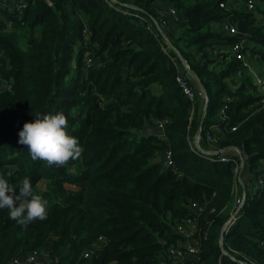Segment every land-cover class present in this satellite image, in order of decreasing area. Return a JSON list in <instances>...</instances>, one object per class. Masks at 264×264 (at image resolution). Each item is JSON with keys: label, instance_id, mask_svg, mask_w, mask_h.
<instances>
[{"label": "trees", "instance_id": "obj_1", "mask_svg": "<svg viewBox=\"0 0 264 264\" xmlns=\"http://www.w3.org/2000/svg\"><path fill=\"white\" fill-rule=\"evenodd\" d=\"M21 1L19 12L0 4V174L17 187L30 178L47 219L23 227L0 209V264L42 247L48 264H171L174 225L195 216L198 264H264V107L247 71L235 77L238 61L206 52L242 41L264 75V12L232 9L231 0ZM165 7L175 17L157 30L154 9ZM225 22L236 35L219 31ZM179 58L206 94L200 139L210 131L215 149H236L227 163L191 147L203 102L196 94L190 104L175 83L181 70L195 88ZM60 111L83 153L49 166L18 133L37 113Z\"/></svg>", "mask_w": 264, "mask_h": 264}, {"label": "built area", "instance_id": "obj_2", "mask_svg": "<svg viewBox=\"0 0 264 264\" xmlns=\"http://www.w3.org/2000/svg\"><path fill=\"white\" fill-rule=\"evenodd\" d=\"M190 1H198V2H205V1H212V0H190ZM232 1V0H231ZM231 1L228 3L230 8H236L238 6H242L243 9L246 12H254L256 9L260 10L261 12H264V2L261 0H241V1H234L236 4L231 3ZM241 2V4H240ZM0 4L4 6H9V9L14 12H19L21 8L23 7L21 0H0ZM218 7L221 9H226V3H218ZM155 12V26L157 30H160L162 27H164L165 23L168 19H172L175 17V11L171 7H165V8H156L154 9ZM259 22L261 25L264 26V13L259 15ZM10 25L7 24V28ZM146 29L149 30V26H146ZM219 31L227 36H234L236 35V30L234 26H232L230 23L225 22L222 23L219 26ZM164 44H166V39L163 37ZM206 52L210 54L213 57H221L223 60H235L240 63V69L236 71L235 77L240 78L241 70H246L247 74L250 76L254 86L256 87V90L258 92L259 98V105L264 107V75L260 72L259 65L256 64V56L249 53L248 50L245 49L244 42L239 41L235 42L233 45H231L229 48H219L217 50L213 49H207ZM179 62L181 65L182 70L183 69V63L179 58ZM90 66V61L85 60L84 67L88 68ZM175 83L177 84L178 88L180 89L182 95L184 98L190 103L193 104L195 100L196 94L201 98L202 96L199 90L197 89L196 85L193 82V86L190 85L187 81V79L183 76L181 70L177 71V75L174 78ZM7 87L6 82L0 81V89H5ZM198 92V93H197ZM225 107H223L219 114L222 116L223 110ZM156 131L157 136L162 137V131H163V122H156ZM232 131L234 128L231 129ZM218 141V138L213 135L210 131L204 132L203 140L200 139V134L195 135L191 142V147L198 151L200 154L208 156L210 161H218L221 163H227L229 161V157L225 155L227 152H232L234 154L238 155V152L236 149L233 148H227L222 151H218L215 149V145ZM201 142L203 143L205 148L201 145ZM166 165L170 166L171 162L169 160V156H165ZM239 169V165L236 163L233 167V173L236 174ZM262 169L264 170V164H262ZM258 184H261V180L258 179ZM233 195H234V201L232 205V210H235L237 212V209L240 207L242 203V197L239 198V196L236 195V189L233 187L232 189ZM196 213H200L201 209L196 208ZM235 213H232L228 216L226 221L224 222L221 231L225 230L227 225L230 224ZM197 217L195 216L194 219L188 218L182 222L177 223L174 225V232L178 235L180 238L179 242L176 245L169 246L167 248V255L170 259L171 264H198L197 262V252H198V241L200 239V227L198 224ZM204 232L202 234V237L204 238ZM100 240V238H98ZM218 246L220 247L221 253L226 254V251L223 250L222 247V237L221 234L218 239ZM87 254L84 253L83 257H86ZM38 258L43 259L46 263L49 261L48 257V251L46 248L42 247L37 250L32 251L31 253L27 254L21 259H15L12 261L11 264H36L38 262ZM240 264H247L245 262L239 261Z\"/></svg>", "mask_w": 264, "mask_h": 264}, {"label": "clouds", "instance_id": "obj_3", "mask_svg": "<svg viewBox=\"0 0 264 264\" xmlns=\"http://www.w3.org/2000/svg\"><path fill=\"white\" fill-rule=\"evenodd\" d=\"M67 128L68 120L62 111L37 113L33 121L23 124L18 133L19 143L26 146L33 160H43L49 166H64L83 153L78 138L70 135ZM47 206L48 201L34 192L30 178L24 177L17 187L0 174V209L7 208L9 218L18 225L27 227L37 219L46 220Z\"/></svg>", "mask_w": 264, "mask_h": 264}, {"label": "water", "instance_id": "obj_4", "mask_svg": "<svg viewBox=\"0 0 264 264\" xmlns=\"http://www.w3.org/2000/svg\"><path fill=\"white\" fill-rule=\"evenodd\" d=\"M166 45L169 48H172L170 43H168L167 41H166ZM182 63H183V69H184L186 75L194 82V84L196 85L197 89L199 90V92L201 93V96H202L203 106H202V114L200 116V121H199V124H198V134H199L201 129H202V120H203V117H204V112H205V107H206V103H207V98H206L205 91L203 90L198 78L189 70L188 66L184 62H182Z\"/></svg>", "mask_w": 264, "mask_h": 264}, {"label": "crops", "instance_id": "obj_5", "mask_svg": "<svg viewBox=\"0 0 264 264\" xmlns=\"http://www.w3.org/2000/svg\"><path fill=\"white\" fill-rule=\"evenodd\" d=\"M201 114H202V110H201ZM240 171H241V163H239L238 174L240 173ZM238 177H239V176H238ZM241 182H242V180L239 178V179H238V184H239L240 186H242V185H241ZM235 189H236V188H235ZM242 192H243V189H242ZM44 248H45V247H44ZM36 264H48V263H46L43 259L38 258V262H37Z\"/></svg>", "mask_w": 264, "mask_h": 264}]
</instances>
